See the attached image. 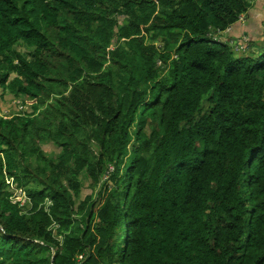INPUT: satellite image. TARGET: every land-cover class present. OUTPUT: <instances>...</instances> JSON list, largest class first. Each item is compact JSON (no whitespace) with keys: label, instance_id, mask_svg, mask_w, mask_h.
I'll return each mask as SVG.
<instances>
[{"label":"trees","instance_id":"trees-1","mask_svg":"<svg viewBox=\"0 0 264 264\" xmlns=\"http://www.w3.org/2000/svg\"><path fill=\"white\" fill-rule=\"evenodd\" d=\"M253 5L0 0V264H264Z\"/></svg>","mask_w":264,"mask_h":264},{"label":"rangeland","instance_id":"rangeland-1","mask_svg":"<svg viewBox=\"0 0 264 264\" xmlns=\"http://www.w3.org/2000/svg\"><path fill=\"white\" fill-rule=\"evenodd\" d=\"M255 1L256 0H253L254 5L250 9V14L252 13V15H251L252 17H254L255 15L259 16L257 14L258 13V10H257L258 6H256L257 1L256 2ZM244 19H247V17ZM249 28H251L249 25H247L243 28L237 27V29L229 31L228 35L229 36L235 35L237 38H240L239 42H242L244 40L246 41L249 38L246 36L244 31L246 32ZM223 39H227V37H224ZM23 48L24 47L21 45L20 49H23ZM1 92H2V89L0 86V113L1 114L11 116V115L16 114L18 112L22 113L25 111H28V112L32 111V107H31V104L33 102L32 100L28 99L27 104L24 106V109H23L21 100H19V98H15L12 94H6L5 96L2 97ZM44 149L46 151L52 152V154H55L59 151V148L55 144L54 145H47L46 144V145H44ZM15 187H16V185H14V184L10 186V190L12 192L13 191L15 192L14 196H13V201L14 202L20 201L21 204H24L27 200V196L25 195V192H23L20 188L16 189ZM91 191H92V188L90 186V181H86L85 182V188L83 189L82 198H84L87 194L91 193ZM48 203H50V201H48ZM97 206L100 207L99 204ZM58 237H60V236H58Z\"/></svg>","mask_w":264,"mask_h":264},{"label":"crops","instance_id":"crops-1","mask_svg":"<svg viewBox=\"0 0 264 264\" xmlns=\"http://www.w3.org/2000/svg\"><path fill=\"white\" fill-rule=\"evenodd\" d=\"M257 1V2H256ZM255 2H256V6H258V15L259 16H257V15H255L254 17H252L251 15H252V13L250 14V12H249V14L247 15V19H244V24L247 26V25H249L251 28H249L246 32L244 31V33L246 34V35H248L249 33H251V34H254L255 32H256V30H257V28L259 29V33H258V35L256 36V37H258L259 36V34H260V28H262L261 27V24H263L264 23V0H256ZM254 9V8H253ZM252 9V10H253ZM243 17H245V16H243ZM255 19V20H254ZM243 28V27H242ZM256 28V30L254 31V32H251L252 30H254ZM235 29H237V28H230L229 30H227L226 31V34L225 33H223V34H221V35H219V37H227V36H229L228 35V32L229 31H231V30H235ZM232 36H235V35H232Z\"/></svg>","mask_w":264,"mask_h":264},{"label":"built area","instance_id":"built-area-1","mask_svg":"<svg viewBox=\"0 0 264 264\" xmlns=\"http://www.w3.org/2000/svg\"><path fill=\"white\" fill-rule=\"evenodd\" d=\"M79 258L82 259L83 258V255H80Z\"/></svg>","mask_w":264,"mask_h":264}]
</instances>
